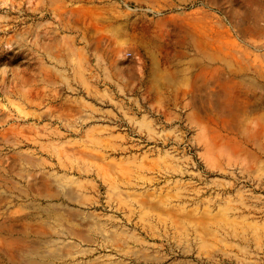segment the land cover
<instances>
[{"label": "rangeland", "instance_id": "1", "mask_svg": "<svg viewBox=\"0 0 264 264\" xmlns=\"http://www.w3.org/2000/svg\"><path fill=\"white\" fill-rule=\"evenodd\" d=\"M0 264H264V0H0Z\"/></svg>", "mask_w": 264, "mask_h": 264}]
</instances>
